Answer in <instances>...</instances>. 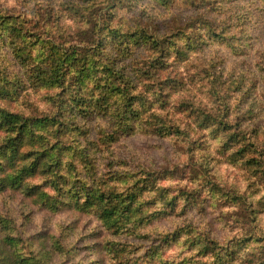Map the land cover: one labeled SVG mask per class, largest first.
Instances as JSON below:
<instances>
[{
  "label": "clouds",
  "instance_id": "1",
  "mask_svg": "<svg viewBox=\"0 0 264 264\" xmlns=\"http://www.w3.org/2000/svg\"><path fill=\"white\" fill-rule=\"evenodd\" d=\"M0 88V261L264 264V0H0Z\"/></svg>",
  "mask_w": 264,
  "mask_h": 264
},
{
  "label": "trees",
  "instance_id": "2",
  "mask_svg": "<svg viewBox=\"0 0 264 264\" xmlns=\"http://www.w3.org/2000/svg\"><path fill=\"white\" fill-rule=\"evenodd\" d=\"M5 19H11L10 16H6ZM0 94H7V90L5 88H0ZM0 264H7V261H0Z\"/></svg>",
  "mask_w": 264,
  "mask_h": 264
}]
</instances>
